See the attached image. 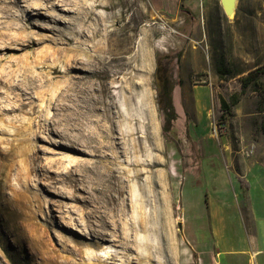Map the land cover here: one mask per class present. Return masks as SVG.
Wrapping results in <instances>:
<instances>
[{
  "label": "rangeland",
  "instance_id": "obj_1",
  "mask_svg": "<svg viewBox=\"0 0 264 264\" xmlns=\"http://www.w3.org/2000/svg\"><path fill=\"white\" fill-rule=\"evenodd\" d=\"M37 1H21L14 11L17 17L23 19L40 10ZM106 1L107 8L94 10L107 14L108 35L120 25L124 27L119 31L121 41L117 44L128 45L129 27L136 25L133 47L124 54L127 64L116 75L115 82H120L123 73L128 77L130 71L134 72L132 66L135 63L138 75H144L148 70L145 77L151 92L154 120L151 142L156 144L154 153L159 155L151 165L154 201L160 203L162 185L159 177L161 171H166V187L172 205L170 218L159 214L153 226L161 247L160 259L166 264H219L214 259L219 245L229 246L232 240L242 237L238 204L244 223L249 225L247 191L252 187V195L259 196L260 187H264V89L248 87L241 92L239 80L264 64V0H236L231 16L224 13L220 0H207L204 13L197 14L194 19L184 11L180 12V18L157 13L149 0ZM2 5L3 0H0ZM9 18L10 15L4 20L8 22ZM43 24L52 25L48 21ZM24 32V35H30L29 28ZM37 33L34 40L51 34L43 28L37 29ZM108 39L109 36L103 42L105 46ZM45 46L51 44L43 42L37 50ZM135 51L138 55L133 62L129 56ZM27 52L31 53V50L2 60L0 69L12 68L17 73L15 66ZM146 52L150 54L149 67L144 63ZM219 54L224 56L235 75H219L214 65ZM158 57L162 68L174 80L172 97L177 117L167 133L162 131L164 115L157 103L155 69ZM46 71L51 73L52 83L46 86L45 95L41 99L35 94L30 97L35 113L28 107L20 110L19 105L26 101L24 96L0 95V113H3L0 115V144H24L29 154L35 152L40 156L39 167L26 159L27 167H31L21 188L40 196V206L34 208L31 220L38 224V233L44 230L50 246L58 249L64 235L71 238L69 245L76 249H89L97 233L115 231L118 235L122 230L117 215L113 217L101 203L104 183L101 167L112 161L109 152L112 144L122 147L129 144L130 136L124 133L128 127L125 109L118 94L114 93L118 88L110 87L114 96L106 106L107 116L100 112L87 116L58 110L55 96L62 82L52 68ZM178 77L181 85L177 83ZM235 92L239 94L238 102L231 106V114L221 119L220 97L229 101ZM3 107L11 109L5 112ZM132 124L134 128L139 127L136 121ZM86 136L92 137L88 143ZM135 140L136 143L141 140L139 133H135ZM103 151L108 154L104 156ZM128 155L130 153L120 155L117 161L123 162ZM119 166L125 167V164ZM236 166L250 185L241 193ZM113 168L116 177L123 180L120 199L129 203L131 180L121 175V168L115 165ZM18 177L12 172V188H7V192L17 189ZM136 182L148 203L143 187L145 174L142 173ZM1 191L0 184V195ZM126 211L125 219L129 220L131 213L127 206ZM9 214V209L0 205V264H37L39 258L31 257V254L38 245L33 239L26 240L23 235L16 237L8 232L5 219L10 217ZM100 215L105 217L106 223ZM30 228L33 225H29ZM32 233L33 229L28 234L34 237ZM170 242L171 248L175 245L178 248L177 260L171 257L168 249H162ZM111 249H117V246L111 244ZM64 254L65 247L61 251V255ZM156 255L157 250H153L154 261L160 260ZM62 259L60 257L59 261ZM131 263L140 264L137 261Z\"/></svg>",
  "mask_w": 264,
  "mask_h": 264
},
{
  "label": "bare ground",
  "instance_id": "obj_2",
  "mask_svg": "<svg viewBox=\"0 0 264 264\" xmlns=\"http://www.w3.org/2000/svg\"><path fill=\"white\" fill-rule=\"evenodd\" d=\"M21 1L23 0H3V5L0 6V24H2L0 26V62L29 49L31 53L24 54V59L16 64L17 73L12 68L0 69L2 70L0 71V95L7 97L13 93V95L24 96L26 101L21 102L20 110L28 107L31 113H35V105L32 104L30 97L35 94L41 99L45 95L46 86L52 83L51 73L46 69L52 68L57 74L56 77L61 79L60 83L62 82L59 87L57 86L58 91L55 96V106L58 110L73 111L72 113L87 116L99 112L101 115H106L108 113L106 106L112 100L114 93H117L125 109L124 119L128 122L124 133L130 137L127 146L122 147L118 144L110 146L112 161L105 162L101 167L104 180L101 187L103 191L101 203L113 217L117 215L122 230L118 235L115 231L97 233L89 249L82 247L76 249L69 245L71 238L66 235L62 236V246L58 249L54 245L50 246L44 237V230L38 233L36 229L38 224L31 220L34 208L40 206V196L21 190V188L26 172L31 167H27L26 159L39 167L40 156L35 152L29 154L24 144H0V184L2 188L0 205L9 209L10 217L5 219L8 232L16 237L23 235L26 240L35 241L38 246L31 257L39 258L37 264H132V261L140 262V264H166L160 259L161 247L155 237L153 226L159 214L166 219L170 218L172 205L166 187L168 178L166 171H161L159 177L162 185V196L158 201L160 203L154 201L151 165L159 155L154 153L156 144L151 142V137L154 136L152 130L154 120L151 92L147 76L145 77L148 68L144 71V75L141 73L138 75L135 63L132 66L134 72L130 71L128 77H125L123 73L120 82H115L116 75L127 64L128 60H125L124 54L129 53L133 47L136 25L129 27L128 45L123 43L119 45L117 44L121 34L119 31L124 27L120 25L109 31L108 35L105 23L107 14L104 15L102 11L101 13L94 10L98 7L107 8L106 0H38L35 3H38L37 8L40 10L31 13L32 16L27 14L20 19L14 11ZM48 10L53 13H49ZM225 11L229 16L233 15L234 5L226 7ZM9 15L11 18L7 22L4 19ZM43 21H48L52 25H45ZM28 28L30 35H24L23 32ZM40 28L49 30L51 34L34 40V36H38L37 29ZM107 36H109L107 40L109 43L105 46L103 42ZM43 42H49L51 46L37 50ZM137 55V51L131 52L129 58L135 62ZM144 63L149 67V52L145 53ZM58 66L61 67L60 70ZM4 87L6 89L1 90ZM110 87L118 88V91L113 93ZM9 109L11 108L3 107L2 111L7 112ZM134 121L139 123L138 128L133 127L132 122ZM135 133H139L141 139L139 143H136ZM91 140L92 137L86 136V143ZM103 153L104 156L108 154L104 151ZM127 153L130 155L126 156L123 162L117 161L120 155ZM54 162H59V160ZM123 163L125 167H120L119 165ZM77 164L79 165V162ZM113 165L121 168V175L124 174L128 180H131L129 203L120 199L124 189L123 180L121 177H116ZM12 172L19 176L17 189L7 192V188H12L10 182ZM142 173L145 174L143 187H145L148 203H146V198H143L140 186L136 182ZM159 205L160 209H158ZM126 206L131 213L129 220L125 219ZM99 218L106 223L104 216L100 215ZM29 225H33L34 237L28 234L32 230L29 229ZM171 243L163 246L162 249L164 251L168 249L173 255L171 257L177 260L178 248L176 245L171 248ZM111 244L117 246V249H111ZM64 247L66 254L61 255ZM153 250H157L156 257L160 260L154 261ZM76 255L79 257L77 258ZM60 257L63 258L62 261H59Z\"/></svg>",
  "mask_w": 264,
  "mask_h": 264
},
{
  "label": "crops",
  "instance_id": "obj_3",
  "mask_svg": "<svg viewBox=\"0 0 264 264\" xmlns=\"http://www.w3.org/2000/svg\"><path fill=\"white\" fill-rule=\"evenodd\" d=\"M157 13L180 18L184 11L191 19L203 14L207 0H149ZM243 188L240 189V193ZM247 191L249 205V225L244 223L238 204V223L242 237L232 240L229 246L219 245L214 259L219 264H264V187L259 196L252 195V187ZM250 193V194H249Z\"/></svg>",
  "mask_w": 264,
  "mask_h": 264
},
{
  "label": "trees",
  "instance_id": "obj_4",
  "mask_svg": "<svg viewBox=\"0 0 264 264\" xmlns=\"http://www.w3.org/2000/svg\"><path fill=\"white\" fill-rule=\"evenodd\" d=\"M179 55L180 52L177 53V62H179ZM214 65L221 77L225 75H235V72L232 71L231 66L226 64V60L222 54H219V57L214 60ZM239 80L241 92L245 91L248 87H252L255 90L264 89V64L260 67L250 70L245 75L241 76ZM181 82V79L178 77L177 83L181 85ZM155 84L157 89L158 107L164 115L162 131L164 133H167L170 130L173 121L177 117L172 97L174 80L172 78V75L167 74V71L162 68L160 57L157 58V66L155 69ZM238 100L239 94L237 92L232 93L230 95L229 101H227L223 97H220L221 119L225 118V115L231 114V106L235 105ZM235 170L236 178L239 182L240 187L244 189H249L250 185L248 180L244 176L239 174L237 166L235 167ZM242 211L245 213L246 208L243 207Z\"/></svg>",
  "mask_w": 264,
  "mask_h": 264
},
{
  "label": "water",
  "instance_id": "obj_5",
  "mask_svg": "<svg viewBox=\"0 0 264 264\" xmlns=\"http://www.w3.org/2000/svg\"><path fill=\"white\" fill-rule=\"evenodd\" d=\"M235 1L236 0H220V5L225 14H227V12L225 11L226 7L234 5V9H235Z\"/></svg>",
  "mask_w": 264,
  "mask_h": 264
}]
</instances>
